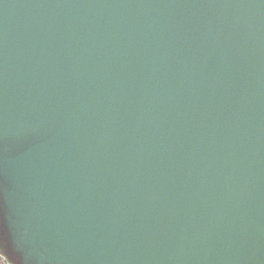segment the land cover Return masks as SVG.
Returning a JSON list of instances; mask_svg holds the SVG:
<instances>
[{
    "label": "water",
    "instance_id": "water-1",
    "mask_svg": "<svg viewBox=\"0 0 264 264\" xmlns=\"http://www.w3.org/2000/svg\"><path fill=\"white\" fill-rule=\"evenodd\" d=\"M7 264H264V0H0Z\"/></svg>",
    "mask_w": 264,
    "mask_h": 264
},
{
    "label": "trees",
    "instance_id": "trees-1",
    "mask_svg": "<svg viewBox=\"0 0 264 264\" xmlns=\"http://www.w3.org/2000/svg\"><path fill=\"white\" fill-rule=\"evenodd\" d=\"M0 264H7L5 260L0 256Z\"/></svg>",
    "mask_w": 264,
    "mask_h": 264
}]
</instances>
